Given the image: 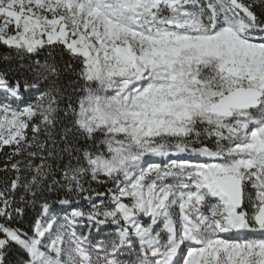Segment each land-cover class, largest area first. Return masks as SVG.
I'll use <instances>...</instances> for the list:
<instances>
[{"label": "snow or ice", "instance_id": "6c2138e0", "mask_svg": "<svg viewBox=\"0 0 264 264\" xmlns=\"http://www.w3.org/2000/svg\"><path fill=\"white\" fill-rule=\"evenodd\" d=\"M0 49V264H264V0H0Z\"/></svg>", "mask_w": 264, "mask_h": 264}, {"label": "trees", "instance_id": "16d2710c", "mask_svg": "<svg viewBox=\"0 0 264 264\" xmlns=\"http://www.w3.org/2000/svg\"><path fill=\"white\" fill-rule=\"evenodd\" d=\"M6 53L3 52L2 49H0V55H4ZM0 159H2V156H0ZM95 187V185H93ZM50 200H55L56 197L53 196V195H49L48 197ZM82 203H85V202H82ZM54 207H58V205H54ZM38 211V208L37 209H30L29 210V218H31L32 216H34L35 212Z\"/></svg>", "mask_w": 264, "mask_h": 264}]
</instances>
